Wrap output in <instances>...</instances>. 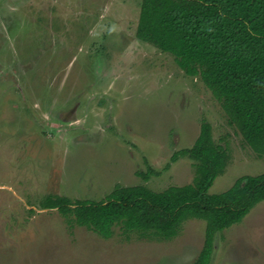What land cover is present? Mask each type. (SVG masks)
Returning <instances> with one entry per match:
<instances>
[{
  "label": "rangeland",
  "instance_id": "obj_1",
  "mask_svg": "<svg viewBox=\"0 0 264 264\" xmlns=\"http://www.w3.org/2000/svg\"><path fill=\"white\" fill-rule=\"evenodd\" d=\"M140 4L0 0V264L196 262L204 246L203 221L187 220L168 240L126 231L121 223L104 238L63 210L105 200L115 186L133 187L128 183L148 168L161 174L149 178L152 187L145 183L154 192L170 185L176 174L185 178L173 184L192 182L180 167L186 159H177L175 173L162 172L178 146L170 148L169 142L178 136L180 150L194 143L189 144L191 122L200 109L211 113L214 141L229 156L208 193H222L242 176L264 173V157L206 107L200 80H176L170 55L154 53L148 43L137 46ZM150 95L153 99L145 101ZM72 114L78 121L66 126ZM99 121L104 134L93 142L90 127ZM69 134L81 142L68 139ZM167 160L162 170L152 167ZM134 173L137 177H129ZM58 198L70 204L60 208L54 204ZM212 247L208 264H264V201L240 223L216 233Z\"/></svg>",
  "mask_w": 264,
  "mask_h": 264
},
{
  "label": "trees",
  "instance_id": "obj_2",
  "mask_svg": "<svg viewBox=\"0 0 264 264\" xmlns=\"http://www.w3.org/2000/svg\"><path fill=\"white\" fill-rule=\"evenodd\" d=\"M135 37L170 55L184 76L198 78L228 127L257 157H264V0H141ZM182 157L193 161V179L187 185L160 192L115 186L105 200L66 207L63 213L104 238L121 223L126 231L168 240L187 220L203 221L204 246L193 264H208L214 235L240 223L264 201V173L242 176L228 190L209 194L229 156L205 121L193 146L174 152L164 169ZM158 175L150 168L137 173L145 182ZM56 203L60 208L70 204L64 198Z\"/></svg>",
  "mask_w": 264,
  "mask_h": 264
},
{
  "label": "crops",
  "instance_id": "obj_3",
  "mask_svg": "<svg viewBox=\"0 0 264 264\" xmlns=\"http://www.w3.org/2000/svg\"><path fill=\"white\" fill-rule=\"evenodd\" d=\"M135 39H136V37H135ZM137 40V39H136ZM137 41H139V40H137ZM141 42V41H140ZM138 43V45L137 46H139L140 47V49H142V47L145 45V44H147V43H144V42H142V43ZM126 45V44H125ZM154 50V49H153ZM126 50H123V52H122V55H124L125 56V54H123L124 52H125ZM155 52H159V53H162V52H160L158 49H156L155 51H154V53ZM166 53H164V55H165ZM121 55V56H122ZM169 56V55H168ZM116 59H118V58H115L114 60H116ZM113 61V60H112ZM117 61V60H116ZM116 61H115V65L116 66H120V69L122 68L121 67V64H116ZM165 65V69H166V64H164ZM173 66H174V69H173V72L171 71V73H175L176 74V80H178V78H189L190 80L191 79H194L193 77H186V76H184V74L182 73V71L181 70H179L176 66H175V64H173ZM167 70V69H166ZM114 77L116 78V76L114 75ZM198 82H194L193 83V85L195 86V87H197L199 84H197ZM200 86H203V85H200ZM204 87V86H203ZM203 90H204V94H203V97L205 98V102H206V107L207 108H209L211 111H213V112H217L218 114H219V117H222V118H225V120H226V116H225V114L222 112V110L219 108V105L218 106H215L216 104H213V100H214V98L212 97V95L210 94V92L208 91V92H206L205 91V89L203 88ZM153 92V91H152ZM147 94H145L144 93V97L146 96ZM130 97H132L131 95H130ZM153 98L151 97V95L145 100V101H149V100H152ZM215 101V100H214ZM175 106H177V103H175L174 104V107ZM180 106V105H179ZM180 108V107H179ZM180 110V112L182 113V115L184 114V112L182 111V109H179ZM201 110V109H200ZM198 111V113H197V115H196V117L192 120V122H191V130H192V135H191V139H190V141H189V144L194 140V143H195V141L197 140V138H198V136H199V133H200V126H201V123L202 122H207V123H209L210 125H211V129H212V122H210V116H212L211 115V113L209 114V111L208 112H204V111ZM209 117V118H208ZM116 118V117H115ZM77 121H78V119H77V116L75 115V114H72V115H70V118H68L66 121H65V123H66V126H73V125H75L76 123H77ZM117 120L116 119H114V123L116 122ZM75 122V123H74ZM110 123H113L111 120H110ZM115 125V124H114ZM104 128H103V125H102V123L99 121L96 125H94V126H91L90 127V131H92V133H93V131L95 132V133H93V136L96 134V137L93 139V142H97L99 139H100V137L104 134ZM67 133V132H66ZM69 133H71V132H69ZM177 137L178 136H176V138H175V140H174V142H172V143H170L169 142V144H170V148L171 147H173L174 148V145H173V143H176V142H178V146H176L174 149H173V152H172V154L174 153V152H176V151H179L180 149H181V147H179V143H180V141H179V139H177ZM212 137H213V135H212ZM70 138H73V142H79L80 140H77L76 139V137H74V134H69V136H68V139H70ZM85 140H87V141H92V138L91 139H88V138H85L84 140H82V141H85ZM213 140H214V138H213ZM72 141V140H71ZM81 142V141H80ZM123 142H125V141H123ZM139 142H144L141 138L139 139ZM163 143H165L164 142V139L162 138L161 139V144H160V149H161V147H162V144ZM193 143V144H194ZM193 144L190 146V148L193 146ZM178 147H179V149H178ZM185 149H189V148H185ZM139 152H140V150H139ZM171 154V155H172ZM144 155V153H141V156H143ZM170 155V156H171ZM139 156V155H138ZM169 159H170V157H169ZM181 159H186L185 161H183L181 164H180V167H182L181 168V170L182 169H184V170H187L188 171V173L190 174V176H191V180L193 179V176H192V174H193V168H192V165H193V161H191L188 157H185V158H179L178 160H181ZM177 162V161H176ZM176 162H174V163H172V165H171V167H170V169H168L167 170V172L166 171H163L162 172V174H163V176H168L169 174H171V173H175L174 172V170H176L175 169V167H174V164H176ZM168 163V160L167 161H165V163H163V165H158V166H155V165H152V167H156V168H160L161 170H162V168L166 165ZM187 163H189L190 165H187ZM177 167V166H176ZM137 168V167H136ZM139 168V167H138ZM138 171H140V170H138ZM177 171V170H176ZM141 172V171H140ZM165 172V173H164ZM136 173V172H135ZM135 173L133 174V175H130L129 177H137L136 175H135ZM138 173V172H137ZM161 175V174H160ZM159 175V176H160ZM183 177L185 178V176L183 175ZM183 177H180L178 174H176V175H174L173 177L171 176L170 178H169V183L170 182H172V183H170V185H166V187L165 188H163V189H161V190H159V192L160 191H162V190H164V189H166L167 187H169V186H178V185H176V184H173V180L174 181H177L178 179L180 180V179H183ZM219 177V176H218ZM140 178V177H139ZM138 177L135 179V178H133V181L132 182H129L128 183V185H130V183H134L135 185L134 186H145L146 187V184L145 183H147L148 182V184L151 186V183H152V181L150 182V179L151 178H153V177H151L148 181H143L141 178L139 179ZM177 179V180H176ZM216 180V179H215ZM215 182V181H214ZM189 183H191V182H189ZM189 183H186V184H183V185H187V184H189ZM139 184H142V185H139ZM143 184H145V185H143ZM183 185H181V186H183ZM152 187V186H151ZM212 187V186H211ZM148 188V187H147ZM149 189V188H148ZM113 190V189H112ZM156 190V189H155ZM158 191V190H157Z\"/></svg>",
  "mask_w": 264,
  "mask_h": 264
}]
</instances>
